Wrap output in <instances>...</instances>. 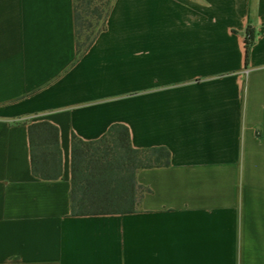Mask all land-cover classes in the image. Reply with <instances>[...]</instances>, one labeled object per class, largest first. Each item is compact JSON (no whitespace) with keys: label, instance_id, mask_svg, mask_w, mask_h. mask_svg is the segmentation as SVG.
Listing matches in <instances>:
<instances>
[{"label":"crops","instance_id":"crops-1","mask_svg":"<svg viewBox=\"0 0 264 264\" xmlns=\"http://www.w3.org/2000/svg\"><path fill=\"white\" fill-rule=\"evenodd\" d=\"M114 124L170 164L137 172L136 212L71 216V137ZM0 264H264V0H115L80 58L73 0H0Z\"/></svg>","mask_w":264,"mask_h":264},{"label":"trees","instance_id":"trees-1","mask_svg":"<svg viewBox=\"0 0 264 264\" xmlns=\"http://www.w3.org/2000/svg\"><path fill=\"white\" fill-rule=\"evenodd\" d=\"M114 1L73 0L78 58L105 29ZM246 35L250 37L245 39L244 44L247 64L253 35L250 30ZM28 140L33 176L44 181L59 179L61 152L57 127L46 121L30 124ZM169 164L170 154L166 148L134 149L128 129L120 124L110 126L101 138L93 141H83L72 135L70 215L102 216L136 212L145 191L136 182L137 172L165 168Z\"/></svg>","mask_w":264,"mask_h":264},{"label":"rangeland","instance_id":"rangeland-1","mask_svg":"<svg viewBox=\"0 0 264 264\" xmlns=\"http://www.w3.org/2000/svg\"><path fill=\"white\" fill-rule=\"evenodd\" d=\"M91 21H92V23H95V20H94V19H91ZM85 33H86V32H85ZM85 33H84V34H85Z\"/></svg>","mask_w":264,"mask_h":264},{"label":"built area","instance_id":"built-area-1","mask_svg":"<svg viewBox=\"0 0 264 264\" xmlns=\"http://www.w3.org/2000/svg\"><path fill=\"white\" fill-rule=\"evenodd\" d=\"M246 38H250L249 35H246Z\"/></svg>","mask_w":264,"mask_h":264}]
</instances>
